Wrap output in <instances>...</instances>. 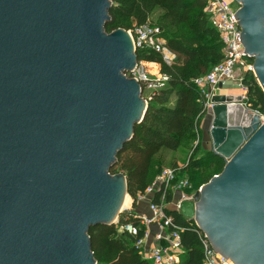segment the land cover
Masks as SVG:
<instances>
[{
    "label": "water",
    "instance_id": "95a60500",
    "mask_svg": "<svg viewBox=\"0 0 264 264\" xmlns=\"http://www.w3.org/2000/svg\"><path fill=\"white\" fill-rule=\"evenodd\" d=\"M237 1L241 42L249 57L257 53L264 92V45L255 42L264 41V0ZM109 5L0 0V264H96L88 228L126 208L125 176L108 169L147 104L124 75L136 63L129 32L103 29ZM210 100L211 151L225 166L179 212L215 252L264 264V121L241 94Z\"/></svg>",
    "mask_w": 264,
    "mask_h": 264
},
{
    "label": "trees",
    "instance_id": "16d2710c",
    "mask_svg": "<svg viewBox=\"0 0 264 264\" xmlns=\"http://www.w3.org/2000/svg\"><path fill=\"white\" fill-rule=\"evenodd\" d=\"M205 3V0H110L108 19L103 25L106 33L118 28L131 31L137 25L150 23L159 28L165 47L173 56L166 62L151 48L135 49L136 61L157 66L158 72L167 76V81L163 87L149 92L142 119L134 124L132 136L108 169L110 174L125 176L131 206L119 213L116 222L88 228L96 264H151L136 244L144 235V227L139 224L134 207L164 163L168 162L175 169L176 180H188V193L197 190L225 166L223 157L211 150L200 153L198 144L192 142L206 114L203 97L193 79L222 58V45L204 11ZM241 83L246 89V106L264 116V92L255 76L247 71ZM183 142H190V148L179 165L170 153L177 151ZM202 166L213 169L214 173L201 175ZM162 191L165 193L164 212L170 219L167 232H179L183 249L177 264H202L203 232L193 219L168 205L172 200L171 188L156 190L152 202H160ZM125 225L135 226L137 233L127 232Z\"/></svg>",
    "mask_w": 264,
    "mask_h": 264
},
{
    "label": "built area",
    "instance_id": "2783aa9c",
    "mask_svg": "<svg viewBox=\"0 0 264 264\" xmlns=\"http://www.w3.org/2000/svg\"><path fill=\"white\" fill-rule=\"evenodd\" d=\"M205 1L204 11L221 42L222 58L213 64L207 72L195 77L193 83L203 97V106L205 109L212 106L210 99L215 94V90L227 81H234L244 90V93H242V103L245 104L246 95L245 88L241 83L242 77L247 71L255 75V71L254 63L246 54L245 47L241 42L242 30L233 15L238 8L232 5V0ZM127 31L132 38L135 49L136 47L151 48L160 53L166 62H170L173 55L165 47L164 39L160 35V30L157 26L144 23L135 26L131 31ZM148 65L150 64L143 61H136L133 67L124 72L126 77L133 78L139 83L141 91L145 87L149 88L150 91L161 88L167 81V76L159 73L158 70H156L153 76L149 75ZM147 99H149V95L145 100L147 101ZM253 111L259 113L256 110ZM259 115L261 122L264 121V116L261 113ZM196 139H198V134L196 135ZM188 186V180L186 178L176 180L175 169L168 166L162 168L157 173L153 181L146 187L144 194H148L152 198L153 193L163 187L164 189L171 188L173 197V194L178 190V199L176 201H172V199L168 205L179 210L182 201L192 198L186 190ZM164 197L165 193L162 191L160 202H152L150 199L148 204L149 212L147 214H137L139 224L144 227V235L137 240L136 244L140 247L142 256L148 259L151 264H177L183 253L179 232H167L166 228L170 219L164 212ZM152 224L158 226L160 231L155 234V243L145 247L144 238L147 234V228ZM124 229L132 234L137 233V228L132 225H125ZM161 229L166 230V232L163 233ZM201 244L203 253L202 264H228V258L214 251L208 237L204 233L203 238H201Z\"/></svg>",
    "mask_w": 264,
    "mask_h": 264
},
{
    "label": "crops",
    "instance_id": "0c3cea01",
    "mask_svg": "<svg viewBox=\"0 0 264 264\" xmlns=\"http://www.w3.org/2000/svg\"><path fill=\"white\" fill-rule=\"evenodd\" d=\"M227 82L230 84L236 85L237 88L233 89L232 87L226 86ZM227 82L220 85L215 90V94H241L242 95L241 91L239 90L240 86H238L234 81H227ZM210 124H211V116L209 114L207 115V113H206L200 122L198 139L195 138L192 141L194 144H198L200 153H201V151H204V150H212V140H211V135L209 132ZM178 150L179 149H177V151H175L174 153H170V155L173 154L176 162L180 165L182 163V161L179 159L178 156H176L177 155L176 153L178 152ZM199 187H198V189H199ZM197 190L193 191L192 193H189L191 195V197L194 195V192H196ZM150 199H151V196L148 194H144V195L140 196L138 198V200L136 201L134 211L136 213H140V214H147L149 212L148 204H149ZM172 199H173L172 201H176L178 199V194L174 193ZM158 231H160V229L155 224H152L147 228V234L144 238V246L145 247H148L150 244L155 243V234ZM161 231L163 233L166 232V230H164V229H161Z\"/></svg>",
    "mask_w": 264,
    "mask_h": 264
},
{
    "label": "rangeland",
    "instance_id": "374dc122",
    "mask_svg": "<svg viewBox=\"0 0 264 264\" xmlns=\"http://www.w3.org/2000/svg\"><path fill=\"white\" fill-rule=\"evenodd\" d=\"M232 5L234 6V7H237L238 6V4L236 3V1H234V0H232ZM129 36H130V34H129ZM130 38V43H131V48L132 47H134L133 46V41H132V38H131V36L129 37ZM148 67H149V71H150V73H149V75H151V76H153L155 73H156V67L154 68L153 66L151 67V65H148ZM255 76V78H256V80L258 81V79H257V76L256 75H254ZM227 84V85H226ZM225 85L226 86H229V87H232L233 89H235V88H237V86L236 85H233V84H230V83H226ZM258 84H259V82H258ZM260 85V84H259ZM141 87V86H140ZM143 89V88H142ZM239 90L241 91V93H244V90L241 88V87H239ZM149 92H150V89L149 88H144L142 91H141V96H142V98L143 99H146L147 98V96L149 95ZM146 104H147V101H146ZM194 144V143H193ZM189 148H190V142H183L182 143V145L180 146V148H179V150H178V152L176 153L177 155L176 156H178L179 157V159L181 160V161H183L185 158H186V156H187V153H188V150H189ZM177 157V158H178ZM168 166H170V165H168V162H166V163H164L163 165H162V168H164V167H168ZM199 172H201V175H203V174H208V175H211V174H213L214 173V170L213 169H211V168H207V167H204V166H202L201 167V170L199 171ZM157 175V174H156ZM155 175V176H156ZM203 184V183H202ZM201 184V185H202ZM198 189V188H197ZM176 193L178 194V190H176ZM195 193V192H194ZM123 200H126V208H130V206H131V199H130V197L128 196V195H124V197H123ZM137 214H140V213H137ZM142 226V225H141ZM144 248V247H143ZM219 254V253H218ZM182 255H183V253L181 254V256H180V259H181V257H182ZM219 255H221V254H219ZM228 264H235L230 258H228Z\"/></svg>",
    "mask_w": 264,
    "mask_h": 264
},
{
    "label": "flooded vegetation",
    "instance_id": "af4514ba",
    "mask_svg": "<svg viewBox=\"0 0 264 264\" xmlns=\"http://www.w3.org/2000/svg\"><path fill=\"white\" fill-rule=\"evenodd\" d=\"M234 1H236V3L238 4L237 8H240V7H241V4H240L237 0H234ZM238 21H239V20H238ZM252 22L254 23L255 27H256V26L258 27V25H257L258 23H257V20H256L255 18H253V21H252ZM239 26H240V28H241V30H242V26H241V24H239ZM250 27H251V26H250ZM255 29H256V28H253V31H255ZM257 38H258V39L255 40L256 45H257L258 47H262V44L264 45V41H263L262 37H260V35H259V36H257ZM253 53H254L255 56L250 57V59H251V60L253 61V63H254L255 60H256L257 53H255V52H253ZM241 168H242V167H241ZM231 171H232V174L235 175V174H237L238 172H240V168H237V166H233L232 169H231ZM233 186H235V183L233 184Z\"/></svg>",
    "mask_w": 264,
    "mask_h": 264
},
{
    "label": "bare ground",
    "instance_id": "6f19581e",
    "mask_svg": "<svg viewBox=\"0 0 264 264\" xmlns=\"http://www.w3.org/2000/svg\"><path fill=\"white\" fill-rule=\"evenodd\" d=\"M235 109H236V107H235ZM242 112H244V111H242ZM242 115H244V118L241 119L242 120L241 122H243L244 124H247L248 121L251 119L252 116L250 114L246 113V112L245 113H242ZM125 204H126V200L123 201L122 207H125L126 206Z\"/></svg>",
    "mask_w": 264,
    "mask_h": 264
}]
</instances>
